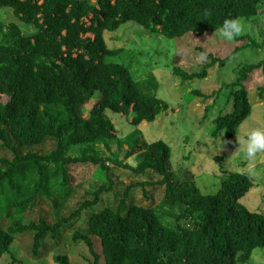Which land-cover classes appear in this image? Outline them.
Returning a JSON list of instances; mask_svg holds the SVG:
<instances>
[{"label": "trees", "instance_id": "1", "mask_svg": "<svg viewBox=\"0 0 264 264\" xmlns=\"http://www.w3.org/2000/svg\"><path fill=\"white\" fill-rule=\"evenodd\" d=\"M261 2L0 0V146L12 153L11 159H0V186L6 183L15 191L17 169L26 162H32L29 167L34 166L38 174L29 197L7 208H21L36 200L46 179L43 163L62 167L64 185L68 183L66 167L71 164L92 162L108 170L103 158L67 154L69 145L116 137L107 111L125 115L133 126L152 122L168 111L169 104L156 96L155 76L133 78L129 67L116 58L122 49L109 48L105 32H116L132 22L167 39L188 33L203 36L215 32L226 18L250 20L258 15ZM246 38L247 46L264 47V40L256 43L250 36ZM229 59L221 61L220 66ZM215 62L197 73L178 68L175 72L183 80L202 79ZM259 68L264 71V60L240 66L235 81L226 85L233 110L214 119L212 136L223 134L232 139L237 135L252 111L251 96L243 83ZM96 93L99 97L85 115L83 109ZM263 95L264 85L258 88V96ZM51 107L63 108L67 121L58 123L49 111ZM10 137L20 147L52 139L55 148L44 155L21 154ZM143 147L145 157L132 170L141 174L151 169L159 174L163 198L154 207L129 205L123 213L128 187L119 208L105 207L92 214L87 233L73 236L83 241L92 255L93 261L88 264H245L255 249L264 248V207L254 212L240 201L254 187L247 171L229 173L215 194L204 195L193 181L174 180L168 144L158 140ZM107 190L101 186L92 200L80 203L68 216H56L52 224L42 218L27 224L16 220L5 229L0 217V259L9 252L15 235L25 232L32 233V254L38 256L43 238L48 234L57 237L63 225L95 206ZM91 236L100 241V254ZM52 260L55 264H71L66 255H53Z\"/></svg>", "mask_w": 264, "mask_h": 264}, {"label": "rangeland", "instance_id": "2", "mask_svg": "<svg viewBox=\"0 0 264 264\" xmlns=\"http://www.w3.org/2000/svg\"><path fill=\"white\" fill-rule=\"evenodd\" d=\"M0 15L3 18V14ZM241 21L243 31L232 41L224 40L216 31L203 36L188 33L180 38L167 39L132 22L122 25L116 32H105L107 46L122 49L121 55L116 58L129 67L133 78L140 79L149 74L155 76L158 83L156 96L165 100L169 109L154 121L142 122L138 126L130 124L125 115L107 111L115 126L116 137L94 144L69 145L67 154L103 158L108 170L92 162L71 164L66 167L68 183L64 185L62 167L43 163L46 179L36 200L21 208L8 209L10 203L29 197L32 185L38 178L34 166L29 167L33 165L32 162L20 164L16 173V190L11 191L6 183L0 186V217L5 229L16 220L27 224L42 218L52 224L56 216H68L80 203L92 200L93 193L101 186L108 190L100 195L95 206L83 210L78 219L63 225L57 237L52 238L48 234L43 238L38 256L32 254V233L16 234L0 264H55L53 255H66L71 264L93 261L84 242L73 238L75 233H87L88 219L92 214L105 207L119 208L128 187L123 213L129 205L154 207L163 198L164 186L158 184L162 179L159 174L151 169L141 174L132 170L145 157L143 144L158 140L168 144L171 149L170 168L175 181L191 180L202 194H215L229 173L247 171L254 187L240 201L250 211L263 209L264 153L259 154L254 164L249 166L243 154L236 151V136L249 128L264 127V95L261 98L258 96V88L264 85L262 68L251 72L243 83L251 96L252 111L240 125L237 135L232 139H226L223 134L212 136L214 119L233 110V100L229 98L226 85L235 81L240 66L264 60V47H249L246 38L250 36L256 43L264 40V0L258 15ZM200 52H205L206 58L197 62L195 57ZM229 57L227 64L220 66V62ZM214 59V66L208 68L207 75L202 79L183 80L175 72V68H178L189 74L197 73ZM196 91L200 94L194 93ZM98 97L96 93L85 105V115H88ZM49 111L56 115L58 123L67 121L68 116L63 108L51 107ZM218 138L221 147L215 153L209 145H215ZM10 141L21 154L35 152L44 155L55 148L52 139L30 147L18 146L11 137ZM136 141L138 144H135ZM2 158L11 159L12 153L0 146ZM141 183L145 185L141 186ZM91 239L95 251L100 254V241L95 236H91ZM245 264H264V248L255 249Z\"/></svg>", "mask_w": 264, "mask_h": 264}, {"label": "clouds", "instance_id": "3", "mask_svg": "<svg viewBox=\"0 0 264 264\" xmlns=\"http://www.w3.org/2000/svg\"><path fill=\"white\" fill-rule=\"evenodd\" d=\"M205 15L207 16L209 13L205 11ZM215 31L224 40L232 41L242 33L243 23L240 18H226ZM205 58V52H200L195 57L197 62L203 61ZM236 140L238 142L236 151L243 154L249 166L254 164L259 154L264 153V127L249 128L242 135L236 136ZM209 147L216 153L221 147L220 139L218 138L215 145L212 143Z\"/></svg>", "mask_w": 264, "mask_h": 264}]
</instances>
